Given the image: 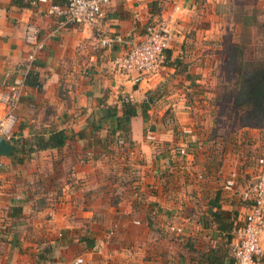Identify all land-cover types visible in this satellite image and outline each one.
<instances>
[{
	"label": "crops",
	"instance_id": "crops-1",
	"mask_svg": "<svg viewBox=\"0 0 264 264\" xmlns=\"http://www.w3.org/2000/svg\"><path fill=\"white\" fill-rule=\"evenodd\" d=\"M234 3L113 0L89 29L63 25L37 0H0V121L7 87L24 86L7 135L12 155L36 134L64 130L70 138L20 163L0 157V264H75L78 257L83 264L231 261L246 204L236 182L226 186V160L207 153L214 121L204 116L197 124L191 113L197 99L205 107L218 91L228 45L244 40L243 16L253 8L264 16V0H250L249 14L236 13ZM159 20L172 36L157 69L138 81L119 72L113 60ZM228 26L237 40L224 39ZM34 33L43 48L29 62ZM115 36L122 41L102 44ZM31 72L40 89L24 85ZM124 99L137 115L121 150L103 117L107 109L121 116ZM93 124L101 128L94 135ZM183 141L193 162L181 166L176 150ZM253 167H245L247 174ZM260 243L264 251V223Z\"/></svg>",
	"mask_w": 264,
	"mask_h": 264
},
{
	"label": "built area",
	"instance_id": "built-area-1",
	"mask_svg": "<svg viewBox=\"0 0 264 264\" xmlns=\"http://www.w3.org/2000/svg\"><path fill=\"white\" fill-rule=\"evenodd\" d=\"M113 0H66L62 5L53 4L51 0H37L45 6V14L61 20L63 25H75L92 29L105 18V8ZM36 33L32 39L29 62L35 53L43 48L41 42L36 41ZM171 28L165 20H159L148 27L146 34L138 41L129 45L127 52L120 58L113 60L114 66L121 73H134L136 81L154 72L163 58V52L168 48L171 40ZM120 36L104 38L103 45L121 42ZM23 84L10 85L7 93L2 97L6 103L5 118L0 121V137L7 139L10 125L14 120L13 112L23 96ZM126 102L127 100L124 99ZM146 139L153 143L154 132L146 130ZM121 143V142H120ZM187 142L183 141L177 148L178 156H187ZM1 167V163H0ZM256 172L241 192V198L246 204V214L243 225L235 232L231 243L233 264H260L263 248L260 234L264 223V156L257 159ZM237 180L235 173L227 180V188L232 189ZM111 232H113L111 230ZM75 264H83V258H76Z\"/></svg>",
	"mask_w": 264,
	"mask_h": 264
},
{
	"label": "rangeland",
	"instance_id": "rangeland-1",
	"mask_svg": "<svg viewBox=\"0 0 264 264\" xmlns=\"http://www.w3.org/2000/svg\"><path fill=\"white\" fill-rule=\"evenodd\" d=\"M250 4V0H235L236 13L240 14V11H243L247 14L248 11L253 10L252 14H259L256 9L250 8ZM236 13L232 14V20L235 19ZM232 29L234 27L230 28L228 26L227 33L224 35L226 41L229 37L232 40H237V33ZM248 31L245 33L244 40H242V44L247 45L245 52L242 53L244 57L240 58L241 60H236L233 57L226 66L224 65L223 74L216 80L218 85L215 87L216 90L218 88L216 94L209 101L207 100L205 107L202 100L197 99V109L191 113L192 119L196 120L197 124L204 116L209 117L210 121H214L211 124L212 126L209 124L210 130L207 131L209 139V144L206 147L207 153L209 155L213 153L217 161L226 160L227 176L229 178L232 173L236 174L238 177L236 186L241 192L252 182L256 172L254 170L247 174L245 167H255L257 159L264 156V110L257 107L244 109L247 107L246 104L251 101H247L244 97V90L247 88L244 84L245 75H240L237 78L236 74L239 62H241L240 66L243 73L248 75L258 64L256 62V58H258L255 50L256 46L254 42H250L255 29H249ZM117 144L121 150L124 148L125 143ZM192 162L189 161L187 156L182 157L179 161L181 166ZM183 170L187 172L186 169ZM182 180H185V178Z\"/></svg>",
	"mask_w": 264,
	"mask_h": 264
},
{
	"label": "trees",
	"instance_id": "trees-1",
	"mask_svg": "<svg viewBox=\"0 0 264 264\" xmlns=\"http://www.w3.org/2000/svg\"><path fill=\"white\" fill-rule=\"evenodd\" d=\"M22 6V5H21ZM244 29L241 33V37L244 39L245 33L249 32V29H255L254 37V44L256 46V62L258 63L252 72L248 74H244L241 69V62H239L238 69H236L237 78L240 75L244 76V84L247 88L244 90V97L247 101H251L250 103L246 104L247 108L250 107H257L264 110V16L259 17L257 13H254L250 16L244 15L243 16V23ZM252 29V30H253ZM253 34V33H252ZM252 38L250 40H252ZM243 42L240 41L238 44H230L227 47V61L226 64L229 63L234 58L240 59L243 56V52L247 48V45L242 44ZM263 58V59H262ZM241 60V59H240ZM260 63V64H259ZM24 85L31 88L40 89V84L37 79L36 73H28L24 80ZM151 97L146 100V104H149V100ZM253 102V103H252ZM142 117L145 121H147V108L144 107L141 111ZM137 115V106L135 104H131L129 102H123L121 116L117 115L116 110L114 109H107L106 114L103 117L106 120H110V123L113 124L111 129L108 131V135L115 138V141L121 142L120 139L127 140V137L130 133V121L133 117ZM92 135L96 132L100 131L101 128L98 124L92 125ZM152 131V129H151ZM83 132L79 133V136H82ZM69 135L64 130H54L49 132L46 136L45 135H38L36 134L32 137L31 140H23L21 141L20 145L18 146L15 154L12 155L11 159L15 160V162H22L24 158H29V156L38 151L44 150H53V149H60L64 147L67 140H69ZM125 142V141H124ZM20 154L21 157H18ZM231 261H227L222 263L219 259L216 258H209V264H233V258L230 256Z\"/></svg>",
	"mask_w": 264,
	"mask_h": 264
},
{
	"label": "water",
	"instance_id": "water-1",
	"mask_svg": "<svg viewBox=\"0 0 264 264\" xmlns=\"http://www.w3.org/2000/svg\"><path fill=\"white\" fill-rule=\"evenodd\" d=\"M14 153V146L9 139L0 137V157L9 158Z\"/></svg>",
	"mask_w": 264,
	"mask_h": 264
}]
</instances>
